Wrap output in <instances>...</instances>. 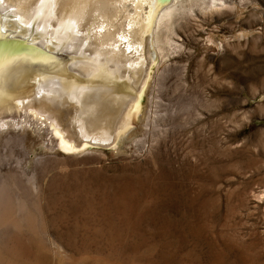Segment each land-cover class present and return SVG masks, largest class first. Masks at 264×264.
<instances>
[{"label":"rangeland","instance_id":"rangeland-1","mask_svg":"<svg viewBox=\"0 0 264 264\" xmlns=\"http://www.w3.org/2000/svg\"><path fill=\"white\" fill-rule=\"evenodd\" d=\"M225 2L196 11L188 33L180 22V48L159 66L153 92L150 70L140 121L124 141L141 138L153 102L149 149L65 154L2 133L0 160L5 144L17 146L9 163L42 187L37 238L23 233L26 261L5 255L7 264H264V36L219 51L207 42L264 32V0ZM46 230L53 246L39 235Z\"/></svg>","mask_w":264,"mask_h":264},{"label":"bare ground","instance_id":"bare-ground-1","mask_svg":"<svg viewBox=\"0 0 264 264\" xmlns=\"http://www.w3.org/2000/svg\"><path fill=\"white\" fill-rule=\"evenodd\" d=\"M225 6V0H0V134L18 130L30 150L46 143L65 154L94 146L123 153L137 143L149 149L158 129L151 101L141 138L124 141L140 121L150 70L157 68L153 92L159 66L180 48L174 39L180 22L188 33L196 11ZM233 33L207 42L219 51L264 36L263 28ZM8 144L0 160V264H7L5 255L26 261L18 243L23 233L36 235L41 215V183L21 171L20 161L9 163L17 146ZM39 235L53 246L49 231Z\"/></svg>","mask_w":264,"mask_h":264},{"label":"snow or ice","instance_id":"snow-or-ice-1","mask_svg":"<svg viewBox=\"0 0 264 264\" xmlns=\"http://www.w3.org/2000/svg\"><path fill=\"white\" fill-rule=\"evenodd\" d=\"M3 58L2 57H0V60H2Z\"/></svg>","mask_w":264,"mask_h":264}]
</instances>
